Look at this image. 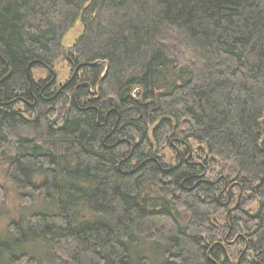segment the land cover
Segmentation results:
<instances>
[{"label": "trees", "instance_id": "obj_1", "mask_svg": "<svg viewBox=\"0 0 264 264\" xmlns=\"http://www.w3.org/2000/svg\"><path fill=\"white\" fill-rule=\"evenodd\" d=\"M0 165V264H264V0H0Z\"/></svg>", "mask_w": 264, "mask_h": 264}, {"label": "rangeland", "instance_id": "obj_2", "mask_svg": "<svg viewBox=\"0 0 264 264\" xmlns=\"http://www.w3.org/2000/svg\"><path fill=\"white\" fill-rule=\"evenodd\" d=\"M82 31V25L79 20L75 22L73 27L69 29L65 35L62 37V45L66 48H69L76 38L79 36V34ZM72 66L68 59L64 58L60 62H58L56 65H54V78L56 80L57 84L65 82L71 75ZM47 77V73L42 68H34L32 69V78L34 81L43 79ZM170 153H172L167 150L166 156H169ZM174 155V153H173ZM4 165H0V186L4 189V196L2 199H0V231L4 230L6 227V224L10 219H14L17 217L18 212L21 211V207H23V203L21 202L20 194H18L17 191H15L8 181L5 179L4 172ZM35 205H38L39 202L35 201ZM28 210V209H27ZM23 211V210H22ZM26 211V210H25ZM46 251V250H44ZM6 264H8L6 262ZM43 264H50L46 259L43 260Z\"/></svg>", "mask_w": 264, "mask_h": 264}, {"label": "water", "instance_id": "obj_3", "mask_svg": "<svg viewBox=\"0 0 264 264\" xmlns=\"http://www.w3.org/2000/svg\"><path fill=\"white\" fill-rule=\"evenodd\" d=\"M105 73H106V69H105V71H104L102 77L105 75ZM65 84H66V83H64L62 86H64Z\"/></svg>", "mask_w": 264, "mask_h": 264}]
</instances>
